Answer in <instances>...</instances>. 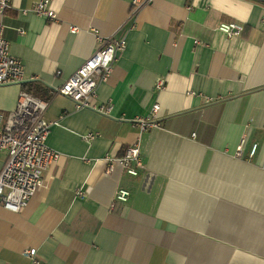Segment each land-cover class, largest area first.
Returning a JSON list of instances; mask_svg holds the SVG:
<instances>
[{"label":"crops","instance_id":"0c3cea01","mask_svg":"<svg viewBox=\"0 0 264 264\" xmlns=\"http://www.w3.org/2000/svg\"><path fill=\"white\" fill-rule=\"evenodd\" d=\"M39 1L11 0L2 19L24 79L0 86V112L20 91L50 100L46 145L60 158L23 210L0 207V264H31L26 250L41 264H264V0H50L55 22L30 11ZM230 22L240 37L217 30ZM111 36L125 50L88 100L109 114L51 98ZM154 105L160 127L140 132ZM134 144L144 170L110 169Z\"/></svg>","mask_w":264,"mask_h":264},{"label":"built area","instance_id":"2783aa9c","mask_svg":"<svg viewBox=\"0 0 264 264\" xmlns=\"http://www.w3.org/2000/svg\"><path fill=\"white\" fill-rule=\"evenodd\" d=\"M11 0H0V86L19 85L24 79L22 63L12 57L8 42L4 38L5 25L2 19L10 9ZM50 0H40L31 8L37 16L57 20L54 11L49 9ZM152 0H134L135 9H139ZM133 17V15H132ZM132 17L128 20L131 21ZM75 32V29H71ZM217 30L226 38L234 39L241 36L244 27L241 24L230 22L219 24ZM23 34L22 29L17 30ZM101 46L59 87L51 92V98L62 96L71 100L76 109H90L100 115H108L109 106H90L88 100L96 96L100 83L106 82L112 73L113 64L126 47L124 38H109L101 40ZM156 89H164V83L159 80ZM50 100H41L31 94L20 91L13 111L3 114L0 112V152L7 154V160L0 170V207L13 213L23 210L42 185L43 172L54 164L60 155L46 145V138L54 125L45 119ZM158 105H154L151 112L134 123L139 126L140 132L152 128H159L160 124L154 121L158 112ZM96 134L88 133L83 138L93 140ZM195 137L194 134L191 135ZM245 137L239 141L235 157L244 158L243 147ZM257 150V144H252L248 158H252ZM109 168L118 164L123 172L136 177L144 170V165L137 144L128 147L120 158H108ZM77 195L82 197L84 191L78 190ZM130 193L126 189H118L115 194L116 203H126ZM24 255L31 260V264H41L36 258L35 250H26Z\"/></svg>","mask_w":264,"mask_h":264},{"label":"trees","instance_id":"16d2710c","mask_svg":"<svg viewBox=\"0 0 264 264\" xmlns=\"http://www.w3.org/2000/svg\"><path fill=\"white\" fill-rule=\"evenodd\" d=\"M31 89V88H30ZM37 90V89H36Z\"/></svg>","mask_w":264,"mask_h":264}]
</instances>
